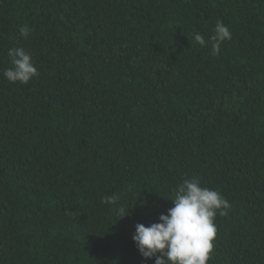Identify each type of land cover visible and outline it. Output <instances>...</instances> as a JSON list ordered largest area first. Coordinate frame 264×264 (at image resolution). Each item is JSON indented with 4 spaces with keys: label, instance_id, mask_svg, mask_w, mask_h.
<instances>
[{
    "label": "trees",
    "instance_id": "1",
    "mask_svg": "<svg viewBox=\"0 0 264 264\" xmlns=\"http://www.w3.org/2000/svg\"><path fill=\"white\" fill-rule=\"evenodd\" d=\"M192 177L231 205L207 264H264V0H0V264H154L135 226Z\"/></svg>",
    "mask_w": 264,
    "mask_h": 264
},
{
    "label": "clouds",
    "instance_id": "2",
    "mask_svg": "<svg viewBox=\"0 0 264 264\" xmlns=\"http://www.w3.org/2000/svg\"><path fill=\"white\" fill-rule=\"evenodd\" d=\"M31 31L28 25L19 29L21 37L25 39ZM193 38L201 46L211 43L212 53L218 54L221 44L231 39V31L218 20L214 34L208 40L198 32ZM8 55L12 67L5 68L3 76L10 83L27 84L39 75L30 51L20 47L10 49ZM170 199L174 206L166 214L161 213L158 222L149 226L136 224L132 238L141 256L146 260L155 257L154 264H207L214 251L217 235L215 217L217 214L228 215L231 208L229 201L219 191L202 186L198 177L183 179ZM117 201L116 195L102 198V203L109 205ZM130 208H118L117 218L129 215Z\"/></svg>",
    "mask_w": 264,
    "mask_h": 264
}]
</instances>
